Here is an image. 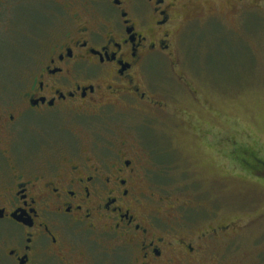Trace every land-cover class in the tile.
I'll list each match as a JSON object with an SVG mask.
<instances>
[{"label": "flooded vegetation", "instance_id": "obj_1", "mask_svg": "<svg viewBox=\"0 0 264 264\" xmlns=\"http://www.w3.org/2000/svg\"><path fill=\"white\" fill-rule=\"evenodd\" d=\"M195 5L0 0V59L34 61L27 86L0 89V264L214 262L238 224L193 230L192 202L157 194L165 146L137 128L175 141L182 102H197L178 71ZM165 60L185 95L153 83Z\"/></svg>", "mask_w": 264, "mask_h": 264}, {"label": "rangeland", "instance_id": "obj_2", "mask_svg": "<svg viewBox=\"0 0 264 264\" xmlns=\"http://www.w3.org/2000/svg\"><path fill=\"white\" fill-rule=\"evenodd\" d=\"M191 1L200 17L182 33L178 71L192 82L197 102H182L175 141L162 127L137 128L165 146L168 169L157 194L190 200L195 208L189 217L197 219L193 230L238 224L224 232L226 239L211 243L212 264H219L218 253L225 256L222 264H264V182L248 174L236 157L246 147L264 160V0L240 5L237 0H186ZM211 9L216 19L207 18ZM165 62L162 70H153V83L185 95ZM33 64L31 59H0V89L27 86Z\"/></svg>", "mask_w": 264, "mask_h": 264}, {"label": "trees", "instance_id": "obj_3", "mask_svg": "<svg viewBox=\"0 0 264 264\" xmlns=\"http://www.w3.org/2000/svg\"><path fill=\"white\" fill-rule=\"evenodd\" d=\"M237 159L245 171L257 180L264 182V160L251 148L242 147L237 151Z\"/></svg>", "mask_w": 264, "mask_h": 264}]
</instances>
